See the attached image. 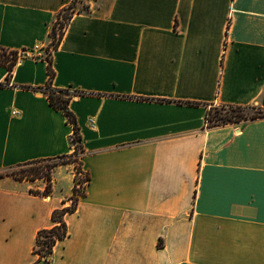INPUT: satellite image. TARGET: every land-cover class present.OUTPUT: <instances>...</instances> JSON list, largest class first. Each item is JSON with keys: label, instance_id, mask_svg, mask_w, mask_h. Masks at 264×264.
<instances>
[{"label": "crops", "instance_id": "0c3cea01", "mask_svg": "<svg viewBox=\"0 0 264 264\" xmlns=\"http://www.w3.org/2000/svg\"><path fill=\"white\" fill-rule=\"evenodd\" d=\"M74 0H0V48L44 49ZM50 49L72 96L85 194L49 259L38 233L82 184L74 128L51 106L47 54L0 64V264H264V118L208 126L212 107L264 110V0H88ZM78 184V186H77Z\"/></svg>", "mask_w": 264, "mask_h": 264}, {"label": "trees", "instance_id": "16d2710c", "mask_svg": "<svg viewBox=\"0 0 264 264\" xmlns=\"http://www.w3.org/2000/svg\"><path fill=\"white\" fill-rule=\"evenodd\" d=\"M77 1L78 0H74L70 5H68L59 13L57 20L53 25L52 32L50 34V38L52 40V47L51 48L49 47V49H57V47L59 46L62 40L64 30L68 22L76 13L88 12L90 10V6L89 4H87L85 6V10L73 11L70 15L66 16V21L63 24H61V27H59L58 23H59L60 15L64 12H67L70 8H72V5ZM50 57H51V52L49 50L46 58L49 61L50 78H49V86L46 87L44 92L46 93L51 106H53L57 110H61L64 113V115L67 117L68 123L71 124L74 128V134L71 138V144L72 146L75 147V152L70 156L61 157V159H63L62 163L79 164L80 162L78 161L76 155H78L80 152H83V146L81 143L82 140H81L80 130L77 124L76 117L69 109V102L72 96H69V93L66 90H56L51 87L50 82L52 81L54 72L51 67ZM0 64L8 65L11 74L13 68L18 64V51H7L5 49L0 48ZM217 107L218 108H216L214 112L212 107L208 113L207 116L208 126L213 127V126L246 122V121H252V120L264 118V110L256 106L245 107V106L221 105ZM72 158H76V159L72 160ZM77 171L78 173L81 172V170L79 169H77ZM13 175H15L14 172ZM38 177H45L47 179L48 185L45 190V194H49L51 192L50 173L48 175L35 174L32 177H18V178L35 179ZM77 183L81 184L82 182L77 181ZM84 194H85V189L80 190L78 187H75L74 195L70 200L71 204L67 207L56 209L52 214V220L54 223L53 226L49 229H43L38 233L34 252L39 256V260L49 259V257L53 253L54 247L57 244V242L67 237L68 226L65 217L67 214L74 213L76 211L77 206L79 204V198Z\"/></svg>", "mask_w": 264, "mask_h": 264}, {"label": "rangeland", "instance_id": "374dc122", "mask_svg": "<svg viewBox=\"0 0 264 264\" xmlns=\"http://www.w3.org/2000/svg\"><path fill=\"white\" fill-rule=\"evenodd\" d=\"M87 2L88 0H78L72 5V8H70L67 12L62 13L59 18V23H58L59 27H61V24H63L66 21V16L70 15L73 11L85 10V6L87 5ZM49 47L50 48L52 47V40H51ZM49 50H50L49 48L47 49L43 48L41 50V53H44V55H46L49 52ZM216 108L218 107L212 108L213 112L216 110ZM74 159L76 158H72V160ZM78 161H79V158H78ZM62 162H63V159H56V160H50V161H40L36 163H31L30 165H26L24 167L17 169L14 172V174L17 177H32L35 174L48 175L49 173H51V170L53 169L55 165L62 163ZM76 169L81 170V166L79 164H76ZM77 176L78 178L81 179V181H83L78 171H77ZM80 190H84L83 187H81Z\"/></svg>", "mask_w": 264, "mask_h": 264}, {"label": "built area", "instance_id": "2783aa9c", "mask_svg": "<svg viewBox=\"0 0 264 264\" xmlns=\"http://www.w3.org/2000/svg\"><path fill=\"white\" fill-rule=\"evenodd\" d=\"M44 47L41 46V45H37L33 50H21V51H18V62H21L22 60H24L25 58H28V57H34L35 54L37 53H41V50L43 49ZM72 96H78V93H72L71 94ZM79 175L81 176L82 180V184L79 186V189L81 187H83V189H85V184L88 182V175L87 173H85L84 171H81L79 173Z\"/></svg>", "mask_w": 264, "mask_h": 264}]
</instances>
